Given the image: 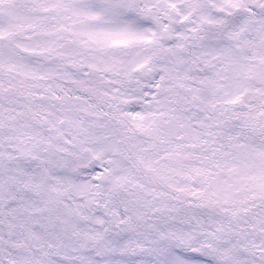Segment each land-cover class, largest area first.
Returning <instances> with one entry per match:
<instances>
[{"label":"trees","instance_id":"trees-1","mask_svg":"<svg viewBox=\"0 0 264 264\" xmlns=\"http://www.w3.org/2000/svg\"><path fill=\"white\" fill-rule=\"evenodd\" d=\"M262 2H245L247 17L240 16V26L232 24L231 30L240 28V40L246 44L256 37L241 32L243 23L264 20ZM63 6L64 34L69 41L87 42L84 54L76 53L67 60V77L32 78L0 69V89L12 97L7 102L0 95V264H78L54 244L56 208L62 203L69 210L72 243L77 238L85 243L89 233L94 243L102 244L101 250L92 248L97 259L89 264H135V254L143 253L153 254L158 264H173L169 255L173 245L174 252H179L195 240L212 258V264H264V211L253 210L264 203V192L239 203L225 197L210 200L214 197L211 188L226 182L234 168L238 154L233 150L240 137L253 135L259 140L255 147L264 146V85H251L252 95L245 100L246 123L240 131L211 129V115L195 109L181 118L196 121L203 130L202 138L186 140L181 148L177 142L162 143L147 127L160 123L161 116L151 109L142 121L134 122L123 112L124 103L118 95L125 90L124 81L98 72L101 52L83 34L90 25L87 16L71 2ZM60 31L53 34V40L60 37ZM244 51L246 48L240 52ZM81 56L92 57L88 73L82 72ZM55 103L67 105L85 130L102 126L116 139L118 159L126 174L108 208L107 190L102 192L105 178L98 179L101 194L91 206L68 192L65 149L47 137L52 129L45 128L42 117L50 110L53 120L57 119L61 109L56 110ZM57 126L53 125V130ZM204 134L208 136L205 140ZM93 211L101 212L102 218H96ZM206 234L211 237L207 242ZM123 240L125 247L120 248ZM201 259L198 264H206Z\"/></svg>","mask_w":264,"mask_h":264},{"label":"rangeland","instance_id":"rangeland-1","mask_svg":"<svg viewBox=\"0 0 264 264\" xmlns=\"http://www.w3.org/2000/svg\"><path fill=\"white\" fill-rule=\"evenodd\" d=\"M22 1L25 3L27 0H22ZM168 1L177 2L178 0H168ZM247 1H250V0H247ZM147 2L151 4V3H155L156 1L147 0ZM214 2L218 7L219 6L227 7V9L230 12L234 11L235 9H237V7L240 6V0H214ZM115 6L120 7L118 5H115ZM14 9L15 11L10 13V16H8V18L11 17V19H8L7 17L2 18L6 20L3 23H1L0 31L3 30L4 26L5 28L9 26L10 29L12 30L17 26H20L22 24L21 22L23 21L24 22H23L22 27L29 24L28 18H26L25 15H22L23 13H21L19 9L17 8H14ZM25 11H29V2L27 4V7L25 8ZM151 25L153 26V28ZM96 26L99 28L100 32L98 33L95 30V32L91 33V37L96 39L103 46L109 45L112 43L119 44L121 41H124V38H119V34L115 36V38L112 37L111 33L109 32L102 35L101 33H102V29L104 28V25L99 24ZM263 30H264V27H263ZM157 32H158V23H155V21L149 24L144 23L139 27H134L132 25V28L126 29L122 31V33L125 34L124 37H126L127 39H131V40L134 39L135 46H132V49L129 52L126 51L128 49L124 50V46H122L118 48V51L116 54H112L113 48H110L107 54L103 55V57L99 59V61L97 62V66L109 72H114L115 70L117 69L119 70L120 68L123 71H125L126 69L132 70L133 68L139 66L142 60H144L145 62L147 58H149V54H147L145 47L143 49L142 45L144 46V41L147 38H149L152 33L155 34ZM109 39H112L111 40L112 42L109 43L110 41ZM19 44L25 48L29 47L30 50H33L35 49L36 46H38V43L35 42V40L30 42L29 40L25 38L21 39V42ZM262 44L264 46V42ZM0 47L5 50L2 55L0 53V69L3 71H6L11 74H17L20 76L21 75L26 76V77L35 76L38 73H52V72L58 71L57 67L51 64V61H48V62L44 61L43 51L36 50L33 54H29L28 52L25 51L26 55H20V53H22L21 51L20 52L17 50L12 51L5 44H0ZM208 49H214V48L210 47ZM73 51L74 50L72 48L67 47V48H63L60 51V53L63 52L64 54H70ZM203 52H201L202 57H203L202 59L203 60L209 59L208 52L206 50H205V53L207 54ZM53 57L55 58L59 56L53 55ZM234 60H238V61H235V64L231 66L232 71L235 70L236 73L241 74V70H240L241 67L244 69L248 68V66L242 65L240 63V62H244L243 59L234 58ZM181 63L177 62V65L180 64L179 66H181V68H179V66L177 67L176 75L178 76L180 83L183 84L187 76L188 67L184 65V63L182 64ZM172 66L173 64L171 63L168 64L167 62H164L165 69L170 70L172 69ZM173 70L175 72V69ZM257 72L262 78H264V62H262V64H259L257 66ZM107 78H109L108 75H107ZM237 79L238 77H235L234 79L230 80V82L227 84L218 85V89L220 88L221 91L223 92L220 95H218V100H221V99L232 100L234 98V95H237L238 93H241L242 91H246L247 89L246 83L240 82ZM159 81L160 79L156 76V78L154 79V82L158 83ZM161 82L163 83L164 86H170L169 80H164ZM211 84H214V83H211ZM215 86L216 85H213L212 87H208L207 89H205V86H203L200 90L198 89L194 90L188 87V90L192 94L198 96L200 100L207 102L211 97L209 90L211 89L215 90L216 88ZM238 86H239V89H238ZM173 90H174L176 97L178 96L185 97V94L183 93V91H179L177 88H174ZM169 91L166 90L164 92H160L157 94L154 92V90L145 89L144 92L146 94H144L143 98L140 101L142 103L144 101L145 103L149 104L151 107H157V108H162V109H165V107L168 108L169 105L172 102H174V100L172 99L173 94L170 93ZM2 92H4L3 95H2ZM2 92H1V96H3L2 98L5 99V101L7 102H11L12 97L9 94V92L8 91H2ZM132 95L133 94H130V92H128L126 95H122V96L125 98L127 97L131 98ZM179 104L183 105V102H179ZM130 105L131 104L128 103L126 107ZM224 107H225L224 110L226 111V113H229L231 111L229 107L227 106H224ZM141 111H142L141 107H133L132 110L130 111V114L132 116L134 114L135 119H137L139 118ZM160 124H162V122ZM102 132L103 133L99 132L98 136L95 135L97 136L96 139H93L91 143H89L88 148L91 150L93 156L103 157L104 166L108 169L109 175L111 174L104 188V190H107L108 197L111 198L114 191H116L117 189V183L120 181L122 177H124V168L122 167L121 161L117 160L113 154L114 153V143L112 142L108 145L105 144V142L103 141V137L106 132L104 130ZM156 132L158 134L172 135V136L180 134L188 138L196 135V134H193L195 132V129L192 128L191 126L180 125L172 121L169 118L166 119V123H163V125L159 126L156 129ZM73 156H74L75 162L77 163V166L73 165V171L72 173L69 174L70 179L72 180L70 182H73V185H75V186L70 187L71 192L75 194H83L85 197H87L91 201L92 199L97 198L100 194L99 192L100 189H99L97 179L102 173V168L97 165L90 167L91 166L90 162L92 160V157L81 153L79 150ZM257 161L259 163H258V167L256 170L257 175H255V177L264 181V158H259L257 159ZM242 164L244 165V167H241V169L244 171L233 176L234 181H237L236 180L237 178L247 179L246 177H248V175H252V173L254 175V168L256 167L255 163H251V165L247 167L245 166L249 163L243 162ZM77 167H81L83 169L77 170ZM114 182H115V185H114ZM263 188H264V183L262 181L255 179L253 183V189L261 190ZM223 194H226V191H224ZM243 194L244 193L239 192L236 197H241ZM106 206L107 207L105 208L109 207L108 204H106ZM209 239H210V235L206 234L205 241L207 242ZM196 247L199 248V246H196ZM65 248L67 249V247ZM143 260L146 264L156 263L155 258L152 255H150L149 257L148 254H146V256L143 257ZM174 262L175 264H196V263H192V261H183L179 258H175Z\"/></svg>","mask_w":264,"mask_h":264},{"label":"flooded vegetation","instance_id":"flooded-vegetation-1","mask_svg":"<svg viewBox=\"0 0 264 264\" xmlns=\"http://www.w3.org/2000/svg\"><path fill=\"white\" fill-rule=\"evenodd\" d=\"M159 4H160V6H159V8H158V13L161 11V9H162V7L165 5V3H164V2H160ZM160 13H162V12H160ZM162 16H163L164 19L167 20V21H172V20H173L170 16L166 15V13H164Z\"/></svg>","mask_w":264,"mask_h":264}]
</instances>
